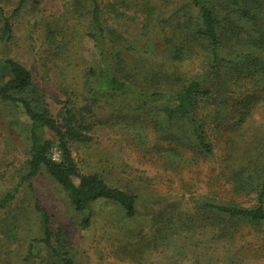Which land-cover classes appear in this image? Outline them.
<instances>
[{
	"label": "rangeland",
	"instance_id": "1",
	"mask_svg": "<svg viewBox=\"0 0 264 264\" xmlns=\"http://www.w3.org/2000/svg\"><path fill=\"white\" fill-rule=\"evenodd\" d=\"M20 1L0 0V6L10 15ZM99 1L113 74L146 93H176L186 80L206 77L208 55L194 36L191 0ZM90 5L27 0L11 19L9 41L2 39L0 13V85L8 78L4 61L14 59L31 71L58 119L67 108L85 107L81 117L92 125L91 140L72 145L79 170L137 194V213L129 218L115 202L98 200L92 224L83 227L82 215L46 168L20 184L30 121L20 106L0 99V198L19 186L0 210V264L54 259L44 244L42 260L29 257L33 241L44 233L36 202L47 210L50 229H62L75 264H264V221L204 205L249 207L257 201L264 176V83L246 73L233 78L230 69L209 79L213 95L200 100L197 113L212 154L200 150L186 135L184 120L161 103L143 106L134 94L91 103L85 83L101 58L89 37ZM251 34H229L224 53L245 50ZM253 61L264 64V51ZM44 136L55 138L50 130ZM53 158H61L57 148Z\"/></svg>",
	"mask_w": 264,
	"mask_h": 264
},
{
	"label": "trees",
	"instance_id": "2",
	"mask_svg": "<svg viewBox=\"0 0 264 264\" xmlns=\"http://www.w3.org/2000/svg\"><path fill=\"white\" fill-rule=\"evenodd\" d=\"M26 1L21 0L10 15L5 14L0 6V13L4 16L2 36L4 41L12 38L11 19L18 15ZM89 1L91 4L89 37L100 53L101 65L97 70L91 69L88 72L85 83L89 95L87 100L94 103L115 94H134L140 105L161 103L170 110L172 115L184 120L185 133L195 140L196 146L204 153L212 154V144L207 140L204 123L198 117V105L200 100L213 95V88L208 85V81L212 77L221 76V71L224 69H230L233 78L246 73L249 76L258 77L257 83H264V64L253 61L259 52L264 51V0H191L187 3L197 13L198 26L194 36L206 45L203 50L208 55L209 71L205 78L186 80L184 86L176 93L140 92L126 80L112 73L106 57L108 35L103 10L99 0ZM235 18L239 23L234 22ZM241 30L247 31L248 34L255 33L246 39V49L241 52L224 53V45L229 34L236 32L240 35ZM3 64L8 71V78L0 85V99L20 106L30 121L31 146L26 172L21 176L20 184L31 183L41 169L46 168L48 174L68 193L75 210L82 215L83 227H89L92 224V204L102 199L115 202L123 209L127 217H135L137 194L109 185L97 173H81L79 170L72 145L91 140L89 132L92 125L88 124L85 117H81L85 107L67 108L61 114V119H58L47 103L45 91L34 82L31 71L14 59L8 58ZM240 120H244V115ZM46 130L52 131L55 138L45 137ZM56 148L61 156L58 161L53 158ZM75 178L79 181L76 182ZM18 187L0 198V210L14 198ZM204 205L231 217L251 222L264 221V176L257 201L252 206L241 207L215 203H204ZM35 206L40 213L44 233L41 239L33 241L29 257H39L42 260L39 245L44 244L50 248L54 257L48 260V264H75L67 242L61 238L62 229L57 232L51 230L47 210L39 202H36Z\"/></svg>",
	"mask_w": 264,
	"mask_h": 264
}]
</instances>
